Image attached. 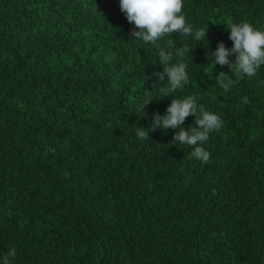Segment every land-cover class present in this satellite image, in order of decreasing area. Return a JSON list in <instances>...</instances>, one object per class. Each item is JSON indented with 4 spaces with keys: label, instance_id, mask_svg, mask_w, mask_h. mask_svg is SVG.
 <instances>
[{
    "label": "trees",
    "instance_id": "1",
    "mask_svg": "<svg viewBox=\"0 0 264 264\" xmlns=\"http://www.w3.org/2000/svg\"><path fill=\"white\" fill-rule=\"evenodd\" d=\"M182 2L205 40H133L119 0H0V264H264V66L225 92L211 56L232 24L264 31V0ZM160 48L187 64L173 96ZM188 96L223 121L207 163L151 128Z\"/></svg>",
    "mask_w": 264,
    "mask_h": 264
},
{
    "label": "clouds",
    "instance_id": "2",
    "mask_svg": "<svg viewBox=\"0 0 264 264\" xmlns=\"http://www.w3.org/2000/svg\"><path fill=\"white\" fill-rule=\"evenodd\" d=\"M120 11L125 15L129 24L134 28L130 35L133 40L143 41L145 44H156L165 35L177 33L180 36L193 35L196 42L206 39L208 29L195 30L186 22L182 14V0H119ZM229 39L233 46L227 48L223 42L218 43L217 48L211 53L214 67L220 65L227 66L231 74L219 72L215 76V83L228 92L234 85L238 84L245 77L252 78L257 75L261 66H264V31L255 29L248 22L232 24L228 29ZM168 48L173 47V41H168ZM189 51L182 47L177 49L176 55L184 57ZM235 57L234 60L229 59ZM172 52L164 48L159 50V63L162 64L163 71L154 73L159 84L167 81V87H161L160 91L165 97L173 96L178 89H182L189 82L187 74V64L181 60L178 64H171ZM236 78L233 79L232 76ZM146 96L151 95V91H145ZM244 104L249 102L248 98H241ZM152 99L145 102L144 108L150 104ZM195 117V127L184 129L186 118ZM223 126V121L218 114L205 110L203 105H198L195 96H188L183 99L174 98L170 106L166 109V114L161 116L154 113L152 116L151 128L162 129L163 131L175 130L173 141L181 145L189 146L192 151L190 158H195L202 163H207L210 153L199 145L207 142L209 134L219 131ZM136 135L141 139H149V133L143 127H138ZM16 257V250L10 249L3 256L2 264H13Z\"/></svg>",
    "mask_w": 264,
    "mask_h": 264
}]
</instances>
